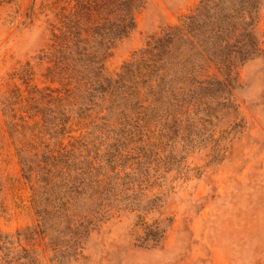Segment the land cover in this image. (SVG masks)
<instances>
[{"label": "rangeland", "instance_id": "obj_1", "mask_svg": "<svg viewBox=\"0 0 264 264\" xmlns=\"http://www.w3.org/2000/svg\"><path fill=\"white\" fill-rule=\"evenodd\" d=\"M52 1L0 0V94L18 82L11 75L27 63L39 87L58 84L45 78L49 62L39 58L49 42ZM178 1L143 0L126 35L96 46L99 73L113 82L125 61L134 59L133 71L151 60L160 36L197 10L195 26L206 29L208 45L219 42L211 29L224 18V25L231 19L236 27L223 32L232 50L248 40L256 49L238 59L229 79L208 89L198 107H177L179 114L162 125L153 121L159 112L150 113L140 130L118 123V108L115 102L108 106L107 94L84 106L80 117L76 106L69 109L63 136L45 138L51 148L88 124L97 129L94 174H110L117 193L136 184L139 174L146 178L135 195L112 196L100 218L85 216L96 204L89 195L93 184L72 192L71 205H63V183L55 177V193L44 191L36 170L22 169L18 148L35 150L33 130L14 132L0 103V238L8 264H264V0H189L176 7ZM196 76L210 88L215 76L224 78L215 65ZM88 139L77 143L83 147ZM139 150L161 160L132 168ZM168 154L172 159L166 161ZM129 171L134 173L126 176ZM136 200L137 208L118 207Z\"/></svg>", "mask_w": 264, "mask_h": 264}, {"label": "trees", "instance_id": "obj_2", "mask_svg": "<svg viewBox=\"0 0 264 264\" xmlns=\"http://www.w3.org/2000/svg\"><path fill=\"white\" fill-rule=\"evenodd\" d=\"M142 2L143 0H53L49 4L52 18L49 23V42L39 58L49 62L45 78L58 84L39 87L32 82L33 71L27 63L11 75L18 82L8 86L0 94L1 108L8 126L16 133L25 128L33 130L35 150L29 153L24 146L18 148L22 169L28 172L36 170L37 179L44 183V191L50 189L55 193V177L60 184L63 183V205L70 204L74 197L72 192L79 193L86 185L93 184V192L89 195L94 196L96 204L85 214L90 221L102 216L100 209L111 207L109 200L112 196L120 193L122 200L135 195L136 185L139 186L146 178H140L139 174L136 184L122 186L117 193L111 184L110 174L103 172L100 177L94 174L93 160L97 159L99 147L93 149L92 143L93 133L97 129L88 128V124L77 126L80 129L79 134H68L67 142H63L60 137L55 139L56 143L51 148L45 138H56L58 133L63 136L67 130L66 118L69 109L76 106L77 116L80 117L84 106H92L96 98L104 99L107 94L110 101L108 106L115 102L118 108L115 117L118 123H134L132 129L140 130V124H149L148 119L152 117L150 113L159 112V121L157 118L153 121L155 126L157 122L162 125L169 117L175 118L179 114L177 107L185 106V110L198 107L206 98L207 90H215L220 82L229 79L236 61L256 49V43L248 40L242 48L232 50L228 44L230 37L224 36L223 32L230 26L232 30L236 27L231 19L224 25V18L211 29L217 35L216 40L219 36V42L208 45L206 29L197 27L199 24L195 26L197 7V11L188 16L190 20L186 24L183 20L181 25L172 26L165 36H160L151 60L137 64L133 71L130 69L134 59L125 61L111 82L112 77L99 73L98 67L101 65L96 67L94 64L98 58L96 46L126 35L135 24V11ZM106 20L111 21L110 25L103 23ZM178 33L181 35L175 37ZM186 42L188 45H185ZM196 52H199L201 58H197ZM210 65H215L224 76H215L217 84L212 88L205 84V80L196 76L198 70ZM205 103L207 102L204 101ZM81 138H89L84 143V148L77 143ZM120 155L127 157V153ZM36 158L37 160H33ZM160 158L158 154L139 150L129 164L135 168L156 162ZM171 159V154L165 157L166 161ZM72 171L75 172L74 175ZM133 173L129 171L125 175L131 176ZM115 176L120 175L116 173ZM61 197L59 195L57 198ZM135 199L134 197L132 201ZM139 205L140 201L136 200L135 203L125 202L118 207L137 208L135 206ZM61 209L65 210L63 207ZM1 241L0 238V264H8L10 258L8 259V254L1 248Z\"/></svg>", "mask_w": 264, "mask_h": 264}, {"label": "crops", "instance_id": "obj_3", "mask_svg": "<svg viewBox=\"0 0 264 264\" xmlns=\"http://www.w3.org/2000/svg\"><path fill=\"white\" fill-rule=\"evenodd\" d=\"M189 0H179L176 4V7H179L181 5H184L185 3H187Z\"/></svg>", "mask_w": 264, "mask_h": 264}]
</instances>
